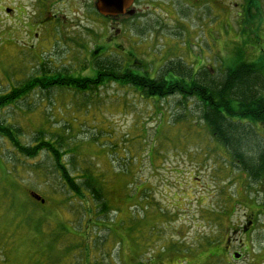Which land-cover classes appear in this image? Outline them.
Masks as SVG:
<instances>
[{"label":"rangeland","instance_id":"1","mask_svg":"<svg viewBox=\"0 0 264 264\" xmlns=\"http://www.w3.org/2000/svg\"><path fill=\"white\" fill-rule=\"evenodd\" d=\"M175 1L176 18L161 10L143 20L147 26H136L131 18L113 23L91 14L88 20L77 0L79 13L66 14L67 30H55L53 45L32 48L35 31L27 45L21 21L35 24L34 0H0V95L43 65L98 82L100 62L127 67L133 60L129 54L138 61L135 71L150 78L162 75L170 62L174 69L181 62L194 76L202 68L213 69L216 78L239 61L264 67V5L263 13L253 11L248 18L239 17L240 9L233 7V18L217 8V14L205 19L204 10L195 14L193 7ZM7 7L14 16L7 14ZM98 46L103 49L98 51ZM164 76L176 75L170 71ZM202 114V104L191 97L150 98L138 88L111 81L79 91L67 87L65 80L49 89H28L23 99L0 110V124L17 130L22 146L59 149L61 144L75 176L90 170L102 181L103 174L110 208L98 227L84 220L80 224L93 233L91 243L102 241L92 254L97 264H111L108 250L115 251L116 264H226L211 257L222 252L227 226L242 222L247 205L260 199L264 175L254 181L237 167L224 147L212 141ZM258 131L264 138V127ZM259 141L247 148H256ZM42 149L34 158L24 157L0 136V264H7L6 248H17L20 258L30 244L21 201L26 203L31 194L46 199L45 210L58 220H76L77 226L82 215L76 203L61 204L68 192L59 164ZM230 208L229 218L219 215ZM47 218L64 238L81 233L79 226H60L52 216ZM36 254L41 258L40 248Z\"/></svg>","mask_w":264,"mask_h":264},{"label":"trees","instance_id":"2","mask_svg":"<svg viewBox=\"0 0 264 264\" xmlns=\"http://www.w3.org/2000/svg\"><path fill=\"white\" fill-rule=\"evenodd\" d=\"M169 64L170 66L166 65L165 72L171 71L176 75L171 79L164 76L165 72L156 78H150L148 73L138 74L132 62L130 65L127 64L126 68L113 61L100 62L96 69V73L99 75L98 82H96L97 79H78L71 76L65 69L63 70L65 73L53 72L47 65H43L21 85L12 86V89L10 87L8 92L0 95V110L23 99L28 93V89L40 85L49 89L59 86L65 80L67 87L70 86L79 91H87L88 86L111 81L122 86L138 88L150 98L166 99L174 95H179L184 100L190 97L195 98L202 104V120L208 127L213 138L212 141L224 147L226 155L229 153L237 167H241L254 181L261 179L264 175V138L260 135L258 128L264 127V67L256 63L239 61L234 67L223 71L221 77L216 78L210 73L215 72L213 69L202 68L194 76L192 70L185 68L181 62L176 63L178 68L175 69L173 68L174 62ZM66 75H68L67 78ZM16 134L18 131L14 128H4L0 124V136L13 142L24 157L34 158L38 151H43L44 146L46 151L54 155L59 164L57 168L60 176L68 192L61 204L64 205L69 200L74 205L76 203L78 206H75L82 209V215L78 218L80 220L77 222V226H74L73 223L76 220L61 221L47 212L44 207L47 204L46 199L42 198L46 204L39 202L41 206L31 196L26 199V203L21 201L25 223L31 229L26 234L30 244L25 246L22 252L23 256L20 258L15 254L17 248H6L8 252L6 256H3V262L7 264H97L98 260L92 254L97 251L99 243L102 241L91 243L90 234L93 233H90L89 229L86 231L82 229L80 224L84 220L86 224L95 223L94 227H98L101 222L100 216L106 215L110 208L108 195L104 194L103 174L101 173L102 181L95 177L94 172L90 170L80 177L75 176L67 168L61 144L59 145L60 150L51 149L47 144L33 149V146L19 145ZM257 140L260 141L256 148H247L251 141ZM253 150L255 151L253 152ZM125 197L128 195L125 194ZM186 199L184 197L183 201ZM186 201L191 200L187 199ZM48 215L52 216L60 226L63 223H66L67 226L73 225L77 229L79 226L81 233L78 236L64 238L66 234L55 232L54 227L58 226L53 227L54 224L50 219L48 220ZM101 227H105V225L103 224ZM102 244H107V239ZM38 248L42 254L41 258H38L36 254ZM116 248L115 246L114 250ZM114 252L110 250L107 252L111 264L115 263ZM212 258L216 259L214 256Z\"/></svg>","mask_w":264,"mask_h":264},{"label":"flooded vegetation","instance_id":"3","mask_svg":"<svg viewBox=\"0 0 264 264\" xmlns=\"http://www.w3.org/2000/svg\"><path fill=\"white\" fill-rule=\"evenodd\" d=\"M82 3V13L86 19L89 20V15L100 16L96 3L97 0H80ZM182 1L185 6L191 9L194 8L195 14L197 11H203V17L205 19L211 17V12L217 14V8L219 11L224 12L229 18H233L235 9H240L239 13H236L239 17L248 18L252 16V12H256V15L263 13L264 0H179ZM34 9L37 12L35 15L38 17L33 25L31 21L22 22L23 28L27 31L24 36H28L25 42L27 45L30 42L32 32L34 37L30 47L35 48L38 45H53V39L55 38V30L59 28V31L67 30L64 23H67L66 14L71 13L78 14L79 10L76 9L77 0H34ZM61 6L63 11H61ZM191 6V7H190ZM168 7L167 10L165 8ZM11 12L8 13L7 11ZM163 14L170 16V14L178 16L177 1L175 0H133L130 8L127 12H132V15L127 13L126 16L118 17L116 19H106L111 22H123L126 19L136 20V26H147L148 22L144 21L152 14ZM166 11V12H165ZM7 14L14 16L10 7L6 8ZM45 16V17H42ZM165 16V15H164ZM42 17V18H40ZM103 18V17H102ZM138 19V20H137ZM103 46H98V51L102 50ZM92 53V51H90ZM264 53V52H263ZM91 54H88L87 58H90ZM128 57L132 58V64L137 65V59L134 55L129 54ZM126 68V65L122 66ZM32 75V74H31ZM30 75V76H31ZM258 197L260 199L252 206L247 205V213L243 217V221L239 224H232L228 227L226 234V241L224 248L222 247V254L218 253L214 257L216 259H223L226 264H264V185L258 190ZM234 210V209H233ZM230 209L225 210V216L228 217L229 213L233 211ZM229 218V217H228ZM236 236V237H233ZM234 249V251L232 250ZM220 255V256H219ZM217 256V257H216ZM219 256V258H218ZM237 256H239L237 258Z\"/></svg>","mask_w":264,"mask_h":264},{"label":"water","instance_id":"4","mask_svg":"<svg viewBox=\"0 0 264 264\" xmlns=\"http://www.w3.org/2000/svg\"><path fill=\"white\" fill-rule=\"evenodd\" d=\"M132 1L133 0H97L96 8L101 16L116 19L118 17L126 16L127 13L132 15V12H127ZM7 12L10 13L11 11L8 10ZM31 196L37 201L42 202V204L45 203L39 196L34 194ZM238 257L239 256H237V258Z\"/></svg>","mask_w":264,"mask_h":264}]
</instances>
